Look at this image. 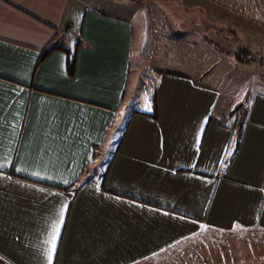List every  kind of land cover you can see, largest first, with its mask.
I'll use <instances>...</instances> for the list:
<instances>
[{"label":"crops","instance_id":"crops-1","mask_svg":"<svg viewBox=\"0 0 264 264\" xmlns=\"http://www.w3.org/2000/svg\"><path fill=\"white\" fill-rule=\"evenodd\" d=\"M155 1L254 20L264 52V0ZM71 2L0 0V264H47L61 209L52 264H195L264 233V93L223 103L205 63L150 79L133 19Z\"/></svg>","mask_w":264,"mask_h":264},{"label":"rangeland","instance_id":"rangeland-1","mask_svg":"<svg viewBox=\"0 0 264 264\" xmlns=\"http://www.w3.org/2000/svg\"><path fill=\"white\" fill-rule=\"evenodd\" d=\"M135 1L136 5L131 0H72L70 12L83 16L87 11H99L133 19V64L140 63L150 79L156 77L153 67L205 63L212 64L209 74L218 76L223 103L231 106L241 97L247 103L255 93H264V52L258 43L261 38L256 37V21H243L240 16L231 26L221 20V5L204 6V2L166 5L155 0ZM205 13H212L214 19L206 21L201 17ZM69 33V40H74L71 30ZM204 35H211V41H205ZM144 89L141 84L143 93ZM209 244L208 248L197 245L205 255H196L195 264H264V233L233 231Z\"/></svg>","mask_w":264,"mask_h":264},{"label":"snow or ice","instance_id":"snow-or-ice-1","mask_svg":"<svg viewBox=\"0 0 264 264\" xmlns=\"http://www.w3.org/2000/svg\"><path fill=\"white\" fill-rule=\"evenodd\" d=\"M63 213L64 210L61 209V212L59 213V217L56 221L53 222L51 231L48 235L47 240L45 241V243L48 246L46 249L47 264H52L53 257L57 253V243L61 235L60 229H61V225L64 223Z\"/></svg>","mask_w":264,"mask_h":264},{"label":"trees","instance_id":"trees-1","mask_svg":"<svg viewBox=\"0 0 264 264\" xmlns=\"http://www.w3.org/2000/svg\"><path fill=\"white\" fill-rule=\"evenodd\" d=\"M53 49H55V46H51L48 50H46V52L44 53V55H46V54H48V52L49 51H51V50H53ZM244 52H247V50L246 51H244ZM73 57H72V62H74L75 60V53H73V55H72ZM73 65V64H72Z\"/></svg>","mask_w":264,"mask_h":264}]
</instances>
